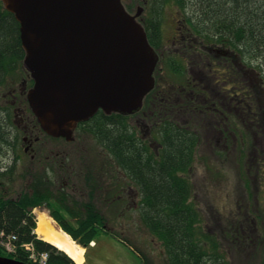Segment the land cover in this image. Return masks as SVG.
Wrapping results in <instances>:
<instances>
[{
  "label": "rangeland",
  "instance_id": "1",
  "mask_svg": "<svg viewBox=\"0 0 264 264\" xmlns=\"http://www.w3.org/2000/svg\"><path fill=\"white\" fill-rule=\"evenodd\" d=\"M132 1L135 5L129 10L130 13H134L137 8H143L141 0ZM130 2L131 0H127L128 4ZM160 5L154 14L152 6L147 5L143 10V20L149 24L148 19L152 15L160 20L161 46L167 51L169 57L167 62L170 63L171 59L178 55L185 58V68L179 76L170 75L166 68H158L155 71L156 88L153 90V95L160 98L161 104L167 103L170 107H160L153 99L148 105L150 108L148 113L139 111L127 117L124 122L129 126V131L132 130L136 137H145L146 142L151 143L153 148H159L156 121L162 113L172 115V119L177 118L180 122L201 131L204 138L194 155L196 159L191 172L179 173L193 184L189 202L201 213V226L208 228L212 233H217L228 264H264V131L260 135L256 133L258 138L256 140L255 131L249 124L244 128L237 124V117L234 116L237 108L234 104L230 107L221 106L222 97L219 96L215 100L209 97H197L193 95V90L191 96L184 99L185 108L180 110L181 115L175 113L178 104L177 86L198 83L201 87L202 76L207 75L211 80L209 75L217 74L215 68L209 72V69L202 67L204 74L200 75L201 80H198L194 73L201 71L195 66V61L203 66L217 64L219 61H214V55L205 50L185 49L172 40L176 28H183L182 19L192 20L199 28L208 30L211 27L199 17L200 13L194 3L188 4V7L182 10L171 3ZM189 15H192V19ZM243 38L244 36L240 41L244 45ZM256 52L259 53L258 50ZM199 53L207 58L202 59ZM220 59V63H223V59ZM233 60L234 56H231L226 61L230 63ZM164 64V61L160 63L162 66ZM188 66L190 68H187ZM219 72H223V68H219ZM26 76L27 73L22 72L18 80L9 81L0 88V109L7 106L6 101L9 103L12 94L19 92L22 78ZM261 76L264 78V69L259 75L260 79ZM224 78H226L224 75L220 77L221 80ZM257 82L258 79L251 86L254 88L258 119L264 109V94L261 95V85ZM217 100L219 105L216 103ZM181 107L182 105L177 108ZM213 109L222 114L223 120L225 118L228 121L224 120V125L229 130L225 145L217 142V135L223 130V126L221 127L219 122L212 126L213 120L207 116L209 113H214ZM23 125L24 121L19 120V126L23 127ZM24 128L29 129L30 126L24 125ZM240 129L243 137L239 140L237 130ZM83 135H87V132L80 129L75 133L73 141L68 144L41 136L37 141L32 139L31 149L34 159L30 158V154L24 156L20 154L23 144L17 148L20 154L18 161L10 162L0 157V165L5 161L7 164L16 162L11 172V179L4 187L6 195L15 198L29 189L28 184L34 176L33 172H30L32 167L33 171L40 172L53 188H59L62 183L63 191L73 197L71 200L92 203L99 209L98 214L104 219L105 226L111 228L118 239H126L135 251L141 255L144 252L150 256L154 264H161V244L141 224L137 215L138 209L135 207L143 187H140L138 182L135 184L128 180L123 171L114 164L108 152L95 141L92 134H90L92 140ZM19 136L21 140L22 134L19 133ZM78 172L81 174L71 175ZM244 181L248 183V187ZM84 185L89 192L79 191ZM57 195L56 192L54 196ZM98 200L104 201L103 208L97 204ZM42 207L44 208H36L35 218L38 210H44L49 214L47 209L49 207L46 208L45 205ZM254 224L260 238L258 242H255L254 238ZM258 225L260 227H257ZM232 229L239 232V234L232 232L234 238L230 236ZM95 243L96 246L87 247L84 256L87 264H140L141 262L140 257L129 247L108 234L102 233L96 237Z\"/></svg>",
  "mask_w": 264,
  "mask_h": 264
},
{
  "label": "trees",
  "instance_id": "2",
  "mask_svg": "<svg viewBox=\"0 0 264 264\" xmlns=\"http://www.w3.org/2000/svg\"><path fill=\"white\" fill-rule=\"evenodd\" d=\"M189 2L194 3L200 13L199 17L211 25L207 30L188 20L186 23L192 24L196 34L202 38L205 35L209 42L222 43L232 50L235 49L236 36L242 35L245 50H258L264 55V0H162V4L171 3L181 10L186 9ZM191 16L189 15L190 18ZM153 27L154 25L152 32L158 29V25ZM22 58L18 23L11 14L2 11L0 85L7 75L19 67ZM124 120L125 117L119 115L108 117L100 113L79 127L89 131L125 174L143 187V208L139 212V218L144 228L161 244V264H228L217 233L213 234L211 230L201 226V213L189 202L191 184L179 175L190 167L197 136L189 129L176 125L166 115L160 118L162 122L158 126V132L161 149L156 154L148 147L143 148L142 142L135 134L125 129L128 127ZM4 126L3 116L0 119L2 139L5 138ZM4 175L5 173L0 174V233L4 236L11 233L17 235V245L32 241L38 252L47 253L45 264H74L67 255L35 239L31 233L34 223L27 207L39 205L44 200L46 194L42 185L39 184L35 188L32 197L23 193L19 199H5L3 190L6 185L5 178H2ZM48 194L51 195V192ZM65 199V195H60L55 200L61 207ZM50 214L73 240L85 247L98 233L89 222L100 223L103 220L88 211V216L91 217L85 222L86 226H82L84 222L81 220L78 227H72L62 221L59 212ZM111 235L115 236V233ZM118 241L129 245L126 239ZM138 255L140 264H154L146 253ZM0 256H9L29 263L27 255L20 249H17L16 253L6 254L0 247Z\"/></svg>",
  "mask_w": 264,
  "mask_h": 264
},
{
  "label": "water",
  "instance_id": "3",
  "mask_svg": "<svg viewBox=\"0 0 264 264\" xmlns=\"http://www.w3.org/2000/svg\"><path fill=\"white\" fill-rule=\"evenodd\" d=\"M2 1L20 24L24 64L35 81L28 100L47 134L70 141L77 123L99 108L139 109L153 85L155 57L113 0ZM58 31L76 34L63 40ZM0 264L25 263L0 257Z\"/></svg>",
  "mask_w": 264,
  "mask_h": 264
},
{
  "label": "flooded vegetation",
  "instance_id": "4",
  "mask_svg": "<svg viewBox=\"0 0 264 264\" xmlns=\"http://www.w3.org/2000/svg\"><path fill=\"white\" fill-rule=\"evenodd\" d=\"M242 47H243V44L241 43L240 40H238L237 42L238 50L233 60L234 67H230L231 62L229 63L226 61L227 58H230L233 55L223 57L222 58L223 63L219 62L218 64H222L221 66H219V68H234V72L232 73V75H230L232 78L230 80H233L234 82V92L233 94H231V97L228 98V103L231 105L234 104V106L237 108V112L236 111L234 112L235 114L234 116L237 117V122H238L237 124H239L241 128L242 127L244 128L247 124H249L250 128L255 131V138L257 140L258 139L257 134L260 135V133H263L264 131V109H263V113L259 115L258 117L259 120H258L256 117V114L258 113V111H257V108L255 106V101H254L255 93H254V88L251 86V84L255 83V81L258 79L257 84L261 85V95L264 94V78L263 76H261V79L259 78V75H260L259 73H261L262 69H264V55L257 53L256 51L253 50L251 53V57L253 58L251 62L252 67L250 66L248 67L246 65H243L242 63ZM216 65L217 64L207 65V66H204V68H215ZM156 68H170V67L157 66ZM175 68H184V67L177 66ZM258 70H260L259 73H258ZM222 73H224V69ZM21 83L24 85L25 81ZM243 83H244V86H243ZM224 84L225 83L222 84L223 87H224ZM23 90H24V87H21L19 91L20 96L23 94ZM258 99L260 100V98ZM9 102L15 106V108L12 110V112L14 111L13 122L17 121L19 115L23 116L27 113H30L27 106L24 104V102H22V100L19 102L22 108H18L17 96L12 95V99H10ZM213 110L215 111L214 113H209V114L205 113V115L207 114L209 118L211 117V119L213 120L212 121L213 125L219 122V124L223 126V130H220L217 135L218 136L217 142H221L222 144L225 145L226 144L225 140H227V135L229 132L227 126L224 125L226 119L224 118L225 120L224 121L222 119V114L219 113L216 109H213ZM29 118L33 121V117L29 114V116L26 119L27 121L26 125L30 123L31 124L30 127L35 128L34 124H32ZM258 121H259V124H258ZM3 129L5 133L3 137L5 138L2 139V137H0V157L4 156L5 158L8 157V158L15 159V157L13 156L14 136H13L11 127H9L6 122V119H5V126ZM23 129L27 130V128H23ZM30 131L31 130H29L28 132ZM237 135H238L239 140L242 139L243 135H242L241 129L237 130ZM234 136L236 137V135ZM23 142H25L26 144L24 147V152H28L29 150H31L30 149L31 140L29 139L26 140V138H23Z\"/></svg>",
  "mask_w": 264,
  "mask_h": 264
},
{
  "label": "bare ground",
  "instance_id": "5",
  "mask_svg": "<svg viewBox=\"0 0 264 264\" xmlns=\"http://www.w3.org/2000/svg\"><path fill=\"white\" fill-rule=\"evenodd\" d=\"M70 55L67 53V56ZM36 228L34 232L37 237L55 246L66 253L76 264H84L85 250L78 246L73 240L59 229L51 217L45 212L36 213Z\"/></svg>",
  "mask_w": 264,
  "mask_h": 264
}]
</instances>
